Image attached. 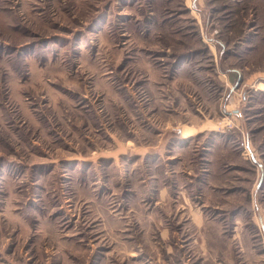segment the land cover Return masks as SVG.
I'll list each match as a JSON object with an SVG mask.
<instances>
[{
    "label": "rangeland",
    "instance_id": "1",
    "mask_svg": "<svg viewBox=\"0 0 264 264\" xmlns=\"http://www.w3.org/2000/svg\"><path fill=\"white\" fill-rule=\"evenodd\" d=\"M253 194L264 0H0V264H252Z\"/></svg>",
    "mask_w": 264,
    "mask_h": 264
},
{
    "label": "crops",
    "instance_id": "2",
    "mask_svg": "<svg viewBox=\"0 0 264 264\" xmlns=\"http://www.w3.org/2000/svg\"><path fill=\"white\" fill-rule=\"evenodd\" d=\"M211 125V124H210ZM205 127V126H204ZM204 127L200 128L199 130L204 129ZM198 131L197 128H193L191 126H182V127H178V128H167L165 133H171V132H175V133H179V138H189L192 135H194L196 132ZM184 199H186L184 197ZM187 200V199H186ZM182 207L176 209V213L175 216H179V220L178 223H183V228L188 227L189 226H195L196 227V231L199 233L198 239H193L192 241H190V244L192 245L193 248H195V250L193 251L194 254H198V258H202V260L200 261V264H229V263H233L234 262V258L232 257V259L225 257L221 251V245L222 242L219 240V237L216 238L217 241L220 242L221 245L216 246L214 245L215 248V252H214V256H211L210 254H208L207 252V244H206V240L204 238V235L207 231V225L208 222L204 219L203 215L201 214L200 209L198 208H194L191 206V204L189 202H185V204H181ZM241 208H236L235 211H239ZM252 210V212H258L257 216V220L254 218L255 221L258 222V232L261 233L262 236V240H263V247H264V207H262V205L256 201L255 199V194L252 195V203H251V207L249 208ZM196 219H188V217H192ZM188 219V221H187ZM184 222H187L184 224ZM165 234V232H164ZM220 236L221 239L223 240V235H222V231H220ZM182 247H186V244H182ZM247 259L251 260L252 264H264V257H262L260 254L255 253L254 250H249L247 252ZM236 262L238 263L239 261Z\"/></svg>",
    "mask_w": 264,
    "mask_h": 264
}]
</instances>
